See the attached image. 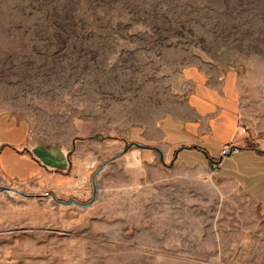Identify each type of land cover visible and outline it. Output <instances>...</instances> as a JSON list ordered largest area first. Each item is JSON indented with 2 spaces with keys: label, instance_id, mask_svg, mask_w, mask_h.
Masks as SVG:
<instances>
[{
  "label": "rangeland",
  "instance_id": "1",
  "mask_svg": "<svg viewBox=\"0 0 264 264\" xmlns=\"http://www.w3.org/2000/svg\"><path fill=\"white\" fill-rule=\"evenodd\" d=\"M191 66L233 71L264 138V0H0V130L28 129L45 164L0 167V264H264V210L209 161L135 147L88 208L54 198L88 202L104 162L157 145Z\"/></svg>",
  "mask_w": 264,
  "mask_h": 264
},
{
  "label": "crops",
  "instance_id": "2",
  "mask_svg": "<svg viewBox=\"0 0 264 264\" xmlns=\"http://www.w3.org/2000/svg\"><path fill=\"white\" fill-rule=\"evenodd\" d=\"M183 73L189 86L184 106L162 120L158 144L143 148L144 157L159 153L163 160L164 155L175 152L174 159L186 165L209 161L211 167L220 161L216 174L237 184L264 210V138H249L243 132L238 77L233 71L215 77L194 66ZM29 144L24 126L0 130V167L6 176L26 180L45 169ZM227 146L240 151L223 155Z\"/></svg>",
  "mask_w": 264,
  "mask_h": 264
},
{
  "label": "water",
  "instance_id": "3",
  "mask_svg": "<svg viewBox=\"0 0 264 264\" xmlns=\"http://www.w3.org/2000/svg\"><path fill=\"white\" fill-rule=\"evenodd\" d=\"M135 147H138V148H141V149L146 148L145 145H143V144H141V143H139V142H133V143L127 145V146L124 148V150H123L120 154H118V155L114 156L113 158H111L110 160L104 162V163L100 166V168H99V169L93 174V176H92V182H93V197H92V199L89 200L88 202H81V201H79L78 199H71L70 201H64V200H58L56 197H54L55 200H56L59 204H63V205L79 204V205L84 206L85 208H88L92 203H94L95 201L98 200V191H99V189H100V185H99L98 182H97V178H98V176L101 174V172H102V171L108 166V164H109L110 162H112V161L116 160L117 158L123 156L124 154H126L127 152H129L131 149H133V148H135ZM177 156H178V155H176V157H177ZM173 163H174V161H173ZM219 163H220V161H214L213 163H211V168H212V169H215V168L218 166ZM172 165H173V164H172ZM171 167H172V166H171ZM5 189H6V190H9V191L12 190V188H9V187H5Z\"/></svg>",
  "mask_w": 264,
  "mask_h": 264
},
{
  "label": "built area",
  "instance_id": "4",
  "mask_svg": "<svg viewBox=\"0 0 264 264\" xmlns=\"http://www.w3.org/2000/svg\"><path fill=\"white\" fill-rule=\"evenodd\" d=\"M239 150H238V147H225L224 149H223V154L224 155H227L228 153H233V152H238Z\"/></svg>",
  "mask_w": 264,
  "mask_h": 264
}]
</instances>
